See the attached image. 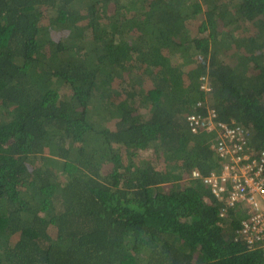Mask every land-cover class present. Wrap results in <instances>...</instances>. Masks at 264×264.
Masks as SVG:
<instances>
[{"label":"trees","instance_id":"obj_1","mask_svg":"<svg viewBox=\"0 0 264 264\" xmlns=\"http://www.w3.org/2000/svg\"><path fill=\"white\" fill-rule=\"evenodd\" d=\"M204 99L264 149V0H0V264H264Z\"/></svg>","mask_w":264,"mask_h":264},{"label":"built area","instance_id":"obj_2","mask_svg":"<svg viewBox=\"0 0 264 264\" xmlns=\"http://www.w3.org/2000/svg\"><path fill=\"white\" fill-rule=\"evenodd\" d=\"M201 88L212 90L207 78H203ZM197 107L187 117L188 126L194 134H215L214 149L222 163L204 182L228 205L246 204L250 208L239 234L251 248L264 252V149L255 150L242 127L218 120L217 111L206 100L199 101ZM193 177L200 174L196 171Z\"/></svg>","mask_w":264,"mask_h":264},{"label":"clouds","instance_id":"obj_3","mask_svg":"<svg viewBox=\"0 0 264 264\" xmlns=\"http://www.w3.org/2000/svg\"><path fill=\"white\" fill-rule=\"evenodd\" d=\"M205 100V99H204Z\"/></svg>","mask_w":264,"mask_h":264}]
</instances>
